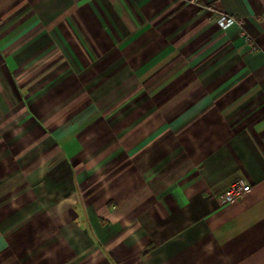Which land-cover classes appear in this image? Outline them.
Wrapping results in <instances>:
<instances>
[{"label": "crops", "instance_id": "crops-1", "mask_svg": "<svg viewBox=\"0 0 264 264\" xmlns=\"http://www.w3.org/2000/svg\"><path fill=\"white\" fill-rule=\"evenodd\" d=\"M0 264H264V0H0Z\"/></svg>", "mask_w": 264, "mask_h": 264}, {"label": "built area", "instance_id": "built-area-1", "mask_svg": "<svg viewBox=\"0 0 264 264\" xmlns=\"http://www.w3.org/2000/svg\"><path fill=\"white\" fill-rule=\"evenodd\" d=\"M209 10L216 14L215 22L222 30L242 24V20L235 16L215 12L212 7H209ZM250 189L251 187L248 183L242 180L236 181L218 196V201L222 205L238 201L242 199Z\"/></svg>", "mask_w": 264, "mask_h": 264}]
</instances>
